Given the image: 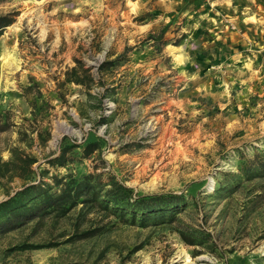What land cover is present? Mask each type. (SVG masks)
I'll return each mask as SVG.
<instances>
[{
    "label": "rangeland",
    "instance_id": "obj_1",
    "mask_svg": "<svg viewBox=\"0 0 264 264\" xmlns=\"http://www.w3.org/2000/svg\"><path fill=\"white\" fill-rule=\"evenodd\" d=\"M10 12L0 203L31 182L105 171L138 194H183L178 216L212 239L188 245L176 223L131 225L80 204L0 232V264H264V178L243 173L264 162V0L1 2ZM76 60L87 87L64 83ZM93 141L90 157L75 148L66 167L47 162L62 142Z\"/></svg>",
    "mask_w": 264,
    "mask_h": 264
},
{
    "label": "trees",
    "instance_id": "obj_2",
    "mask_svg": "<svg viewBox=\"0 0 264 264\" xmlns=\"http://www.w3.org/2000/svg\"><path fill=\"white\" fill-rule=\"evenodd\" d=\"M4 1L6 0H0V3ZM16 15L15 12L0 14V36L6 27L15 22ZM161 35L163 39L164 32ZM121 57L122 55L114 60H105L99 68L100 73L118 65ZM76 62L77 66L65 72L64 83L72 82L87 87L88 81L94 78L91 69L84 68L80 60ZM9 127V122L3 121L0 117V131H5ZM22 140L25 141V138ZM75 148H81L82 157L87 158L101 149V143L93 141L81 145L62 142L59 153L47 162L54 167H66L73 159L70 153ZM17 151L12 150L14 158L17 157ZM36 161L35 158L29 157L25 166L32 167ZM243 173L246 180L264 178V162L259 164V168L250 170L244 168ZM52 179V184L43 180L31 182L14 196L0 203V232L15 229L44 214L56 212L59 217L66 216L73 208L83 204L81 212L94 210L96 213H103L106 218L114 217L117 221L131 225L145 227L150 223L155 225L176 223L179 235L188 245L207 246L212 239L210 232L188 224L178 216L180 212L177 208L184 203L183 194H138L134 188L105 171L54 175ZM258 188L261 191L257 194L258 197H264V181L258 184ZM97 230V226L86 230L81 234V238L95 235Z\"/></svg>",
    "mask_w": 264,
    "mask_h": 264
}]
</instances>
